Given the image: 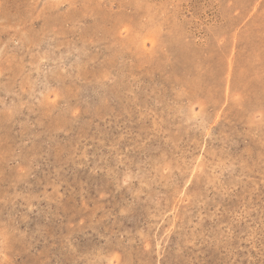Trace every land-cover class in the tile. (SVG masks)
Instances as JSON below:
<instances>
[{"label":"rangeland","instance_id":"374dc122","mask_svg":"<svg viewBox=\"0 0 264 264\" xmlns=\"http://www.w3.org/2000/svg\"><path fill=\"white\" fill-rule=\"evenodd\" d=\"M0 264H264V0H0Z\"/></svg>","mask_w":264,"mask_h":264}]
</instances>
